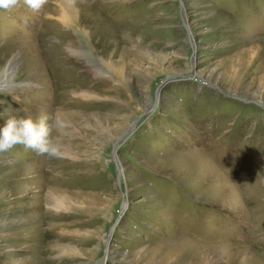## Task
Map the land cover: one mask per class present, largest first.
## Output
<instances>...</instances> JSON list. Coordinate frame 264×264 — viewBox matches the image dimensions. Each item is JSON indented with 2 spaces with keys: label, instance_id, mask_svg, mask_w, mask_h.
<instances>
[{
  "label": "rangeland",
  "instance_id": "rangeland-1",
  "mask_svg": "<svg viewBox=\"0 0 264 264\" xmlns=\"http://www.w3.org/2000/svg\"><path fill=\"white\" fill-rule=\"evenodd\" d=\"M10 115L63 155L0 152V264H264V0H17Z\"/></svg>",
  "mask_w": 264,
  "mask_h": 264
},
{
  "label": "clouds",
  "instance_id": "clouds-1",
  "mask_svg": "<svg viewBox=\"0 0 264 264\" xmlns=\"http://www.w3.org/2000/svg\"><path fill=\"white\" fill-rule=\"evenodd\" d=\"M33 10L39 9L43 0H24ZM17 0H0V8L15 6ZM3 119V118H0ZM49 117L33 119L31 116L10 115L0 123V152H7L15 145H23L38 156L62 157L59 146L50 138Z\"/></svg>",
  "mask_w": 264,
  "mask_h": 264
},
{
  "label": "water",
  "instance_id": "water-1",
  "mask_svg": "<svg viewBox=\"0 0 264 264\" xmlns=\"http://www.w3.org/2000/svg\"><path fill=\"white\" fill-rule=\"evenodd\" d=\"M156 100H157V96H156ZM140 118V117H139ZM139 118L138 119H136L134 122H133V124L130 126V128L124 133V134H122L119 138H118V140H117V142H116V144H115V146H114V150L116 151V147H118L119 145H121L127 138H128V136L132 133V131L134 130V128L136 127V124H137V122H138V120H139ZM114 163H115V165H116V167H117V171L118 172H121V168H120V166H119V164H118V161L116 160V159H114ZM118 181H120V179H119V174H118ZM119 183V182H118ZM106 254V253H105ZM104 257H105V255H104Z\"/></svg>",
  "mask_w": 264,
  "mask_h": 264
},
{
  "label": "bare ground",
  "instance_id": "bare-ground-1",
  "mask_svg": "<svg viewBox=\"0 0 264 264\" xmlns=\"http://www.w3.org/2000/svg\"><path fill=\"white\" fill-rule=\"evenodd\" d=\"M86 23H83V25H85Z\"/></svg>",
  "mask_w": 264,
  "mask_h": 264
}]
</instances>
